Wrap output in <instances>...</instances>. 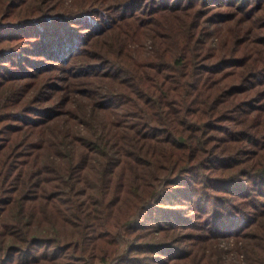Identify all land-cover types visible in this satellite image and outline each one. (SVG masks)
<instances>
[{
	"label": "trees",
	"instance_id": "16d2710c",
	"mask_svg": "<svg viewBox=\"0 0 264 264\" xmlns=\"http://www.w3.org/2000/svg\"><path fill=\"white\" fill-rule=\"evenodd\" d=\"M0 264H264V0H0Z\"/></svg>",
	"mask_w": 264,
	"mask_h": 264
}]
</instances>
